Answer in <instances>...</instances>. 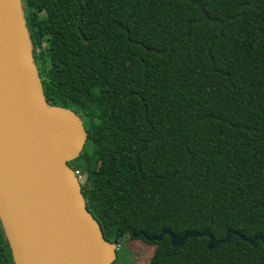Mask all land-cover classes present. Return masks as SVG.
<instances>
[{
  "label": "trees",
  "instance_id": "16d2710c",
  "mask_svg": "<svg viewBox=\"0 0 264 264\" xmlns=\"http://www.w3.org/2000/svg\"><path fill=\"white\" fill-rule=\"evenodd\" d=\"M21 1L46 101L87 132L102 236L154 245L146 264H264V0Z\"/></svg>",
  "mask_w": 264,
  "mask_h": 264
},
{
  "label": "water",
  "instance_id": "95a60500",
  "mask_svg": "<svg viewBox=\"0 0 264 264\" xmlns=\"http://www.w3.org/2000/svg\"><path fill=\"white\" fill-rule=\"evenodd\" d=\"M81 117L46 101L21 0H0V225L14 264H111L117 242L104 238L68 162L87 138ZM180 236L162 229L172 246ZM116 235V234H115ZM114 235V236H115ZM260 236L248 240L250 243ZM264 242V240H262Z\"/></svg>",
  "mask_w": 264,
  "mask_h": 264
},
{
  "label": "rangeland",
  "instance_id": "374dc122",
  "mask_svg": "<svg viewBox=\"0 0 264 264\" xmlns=\"http://www.w3.org/2000/svg\"><path fill=\"white\" fill-rule=\"evenodd\" d=\"M74 168L73 161L69 162ZM82 180L84 175H78ZM116 247V258L111 264H146L154 251V245L142 243L140 240H131L128 236L119 238Z\"/></svg>",
  "mask_w": 264,
  "mask_h": 264
},
{
  "label": "built area",
  "instance_id": "2783aa9c",
  "mask_svg": "<svg viewBox=\"0 0 264 264\" xmlns=\"http://www.w3.org/2000/svg\"><path fill=\"white\" fill-rule=\"evenodd\" d=\"M74 172H75V174L77 175V177H78V175H80V173H79V171L78 170H74ZM79 178V177H78ZM80 180V179H79Z\"/></svg>",
  "mask_w": 264,
  "mask_h": 264
}]
</instances>
